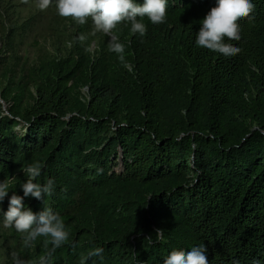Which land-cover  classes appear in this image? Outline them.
I'll return each instance as SVG.
<instances>
[{
  "label": "trees",
  "instance_id": "16d2710c",
  "mask_svg": "<svg viewBox=\"0 0 264 264\" xmlns=\"http://www.w3.org/2000/svg\"><path fill=\"white\" fill-rule=\"evenodd\" d=\"M252 3L232 58L195 44L216 0H168L167 23L145 18L144 37L118 26L132 73L106 45L90 53V19L64 60L23 66L0 49V182L23 196L21 169L42 164L55 193L25 205L51 207L70 233L21 259L80 264L101 247L103 264H164L204 244L209 264H264V0ZM10 239L23 235L0 223V246Z\"/></svg>",
  "mask_w": 264,
  "mask_h": 264
},
{
  "label": "clouds",
  "instance_id": "9594fccd",
  "mask_svg": "<svg viewBox=\"0 0 264 264\" xmlns=\"http://www.w3.org/2000/svg\"><path fill=\"white\" fill-rule=\"evenodd\" d=\"M55 3L57 13L61 17H71L83 25L90 19L95 30L110 36L109 50L118 55L124 62V45L114 30L118 26H129L134 35L144 37L147 33L145 18L153 25L167 23L168 0H39L41 10L47 9L50 3ZM254 9L252 0H216L205 18L200 21V29L196 33L195 44L225 58H232L241 52L231 42L242 39L240 24L251 16ZM85 37L80 35L79 40ZM127 67V64H125ZM43 165L33 163L21 170L27 181L20 183L23 196L10 190V181L0 182V223L5 228H12L23 235V243L30 247L38 238L49 240L53 249L62 247L69 240L70 233L59 213L47 205L36 213L25 205L26 198L44 200L55 193V181L52 178L41 184L38 178L42 175ZM10 191L13 193L8 200L5 212L2 205ZM190 252L173 250L164 259V264H209L208 249L204 244L193 246ZM104 249L97 247L87 256L82 257L80 264H87L89 259L99 258L103 264ZM12 264H27L19 256L12 255Z\"/></svg>",
  "mask_w": 264,
  "mask_h": 264
},
{
  "label": "rangeland",
  "instance_id": "374dc122",
  "mask_svg": "<svg viewBox=\"0 0 264 264\" xmlns=\"http://www.w3.org/2000/svg\"><path fill=\"white\" fill-rule=\"evenodd\" d=\"M87 35L91 41L89 51L92 55H95L101 46L108 47L106 37L109 35L96 31L94 25ZM129 37H125L124 42L119 40L124 49L130 44ZM77 40L75 21L71 17L59 16L53 3H50L47 9L41 10L39 0H0V49L13 47L17 56L15 61L21 65H34L42 58L64 60L75 49ZM111 53L118 57L116 53ZM124 57L122 66L127 64L126 68L131 73L134 72V66L127 59L126 50ZM88 86L84 81L79 85V99L82 103L90 100ZM36 247V242L26 247L23 240L15 244V241L10 239L9 244L0 246V264H12L13 254L18 256L24 249L36 251Z\"/></svg>",
  "mask_w": 264,
  "mask_h": 264
}]
</instances>
